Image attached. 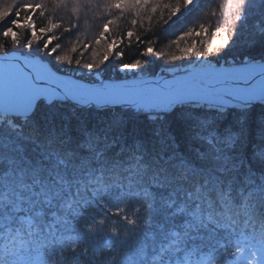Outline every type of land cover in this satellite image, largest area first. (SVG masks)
<instances>
[{
  "label": "snow or ice",
  "instance_id": "1",
  "mask_svg": "<svg viewBox=\"0 0 264 264\" xmlns=\"http://www.w3.org/2000/svg\"><path fill=\"white\" fill-rule=\"evenodd\" d=\"M189 6L199 18L170 40L174 51L157 50L152 37ZM250 7L264 11V0H0V36L27 50L0 53V117L27 120L41 98L49 108L95 99L144 114L171 149L159 159L142 139L85 131L74 146L49 136L35 159L0 152V264H264V112L251 152L260 167L235 154L264 104V27L237 40ZM65 34L75 39L62 48ZM125 41L140 57L189 62L145 76L141 59L121 62ZM227 49L239 50L222 60ZM113 57L118 72L140 74L107 78ZM8 78L26 103L5 102ZM176 112L194 127V157L163 126Z\"/></svg>",
  "mask_w": 264,
  "mask_h": 264
},
{
  "label": "trees",
  "instance_id": "2",
  "mask_svg": "<svg viewBox=\"0 0 264 264\" xmlns=\"http://www.w3.org/2000/svg\"><path fill=\"white\" fill-rule=\"evenodd\" d=\"M216 2L218 3V0H216ZM200 6L202 7L203 4L201 3ZM210 6L215 7V4L213 3ZM252 9H254V13H252ZM247 12L250 16L257 17L252 19L254 23L264 20V11L260 9L249 8ZM248 13H246V15ZM59 15H63V13H59ZM198 18L199 7L189 6L188 9L182 10L177 17H174L173 20L169 22V24L165 25L160 30L158 33L159 37H152L153 39L157 40V43L154 45V47L157 50L163 49L166 45L170 47V40L174 38V36H176L179 32L183 31L186 27L192 25ZM248 20L249 18L247 15L246 22L244 23L245 25H249L247 24ZM208 22L216 23L217 18H213ZM252 23L253 22L250 24ZM175 26H179L178 28L181 30L172 31L171 28ZM252 27L253 26L250 25L251 31ZM242 32L243 30L240 29V33L237 38L240 39L242 37H249L245 36ZM25 36L26 34L21 30V45H23L25 42ZM72 37L73 36H67V34H65L64 39L60 41L62 48H67L70 45V41L65 40H71ZM35 47L36 46L34 45V48ZM11 50H19L24 53L27 52V50L23 49V47H14L10 40L6 41L2 36H0V53H7ZM123 50L125 55L121 62L130 63L134 58L141 59L143 64L142 72L145 76H152L162 73L167 71L168 68L184 67L189 62L185 60L182 61L181 65H167L160 63L156 57H154L152 62L149 59L150 56L140 57L138 55L137 49L135 47L129 48L126 41L123 45ZM238 50H225L224 56L221 59H232L233 54ZM259 52L260 49L257 47V49L252 51V55L259 58ZM112 59H115L113 61V65H110L108 68H106V71L103 73V75L108 76L109 74H112L114 79L124 78L125 73L118 72L114 66L116 58L113 57ZM209 59L215 60V57H209ZM68 69L64 68V72L73 73V70L67 71ZM111 69L112 73L110 72ZM132 74L135 76L139 75L140 73ZM187 110L189 109H181V111ZM262 112H264V104L254 103L253 113L249 118L246 131L242 137L241 143L237 145L235 150V154L238 157L245 158L247 164H252L254 168L257 169L260 167V165L258 162L252 160L251 152L252 146L257 143V139L260 136L261 129L258 123V117ZM6 121H10L14 127L12 125H7ZM117 121H119V123H117ZM159 126V124H153L145 117L144 114H137L132 109H108L106 111H100L93 108L79 109L70 103H55L51 108H49L48 104H45L44 102H38L36 103L34 114L31 115L27 120H25V118L4 117L2 125H0V152H2L5 156H18L20 155L18 149L22 148L23 154L26 157L35 159L40 155L44 142L49 136L55 135L60 140L70 137L72 145L74 146L78 140L83 138V133L85 131H92L99 134L102 139L107 137L109 142L116 140L117 142L123 141L127 144L131 143L134 139H142L147 146L149 153L159 159H162L163 156L166 155L171 149L166 145L161 144L159 139L154 135L155 128ZM163 126L175 136L179 151L189 156H195L196 151L200 149V145L194 139V127L188 120L181 117L180 112L168 115L163 120ZM256 126H259V128ZM117 147H119V143H117Z\"/></svg>",
  "mask_w": 264,
  "mask_h": 264
},
{
  "label": "rangeland",
  "instance_id": "3",
  "mask_svg": "<svg viewBox=\"0 0 264 264\" xmlns=\"http://www.w3.org/2000/svg\"><path fill=\"white\" fill-rule=\"evenodd\" d=\"M218 2H219V0H218ZM250 8H252V7H250ZM253 10V12L252 13H254L255 11H254V9H252ZM246 13H248V12H246ZM248 15V18H249V20L247 21V24H249V25H245V24H243L242 26H241V29L243 30V32L242 33H244V35L245 36H249V34L252 32L251 31V28H250V25H252V26H254V24H256L257 22H255L254 23V21L252 20L253 18H257L256 16H250L249 15V13L247 14ZM247 15H246V17H247ZM215 19V18H214ZM82 22V24H83V21H81ZM251 22H253L252 24H250ZM260 22V21H259ZM261 24H260V26L261 27H264V20H261V22H260ZM179 26H175V27H173V28H171L172 29V31H174V30H177V31H179V30H181L180 28H178ZM252 30H253V27H252ZM81 31L82 32H84V29L83 28H81ZM95 31V29H92L90 32H85V37H87V36H89V35H91L92 34V32H94ZM243 38V39H242ZM242 38H237V40L238 41H243V40H246V39H248V38H246V37H242ZM72 39H75V37L73 36L72 38H71V40ZM71 40H65V41H71ZM63 48H66V47H63ZM161 50V49H160ZM163 50L164 51H174L175 49H174V46H171V47H169L168 45H166V46H164V48H163ZM234 50V49H233ZM236 50H238V49H236ZM12 52H15L16 54H26V53H24V52H21V51H19V50H11V51H9V52H7V53H12ZM1 53H4V52H1ZM7 53H5V54H7ZM34 55V54H33ZM75 55V54H74ZM151 61L154 59V57L153 56H151L150 55V58H149ZM113 61L115 60V59H112ZM157 60H159V62L160 63H162V64H167V65H175V64H179V65H181L182 64V61H178V62H170V61H167V60H165V59H157ZM153 62V61H152ZM174 68H176V67H174ZM68 69V68H67ZM71 71V70H73L72 68H69L67 71ZM110 72L112 73V69L110 70ZM168 70L167 71H164V72H162V73H158V74H156V75H152V76H150L149 75V77H155V76H168ZM66 74H68L69 76H71V75H73V73H70V72H66ZM178 74H180V73H178ZM108 75V74H107ZM134 75L132 74V73H125V76H124V78H128V79H130V78H132ZM147 76V75H146ZM81 77L83 78V79H85V80H88L90 77L88 76V74L87 73H84V72H82L81 73ZM107 78H111V79H114V76H112V74L110 75H108V76H106ZM170 78V77H169ZM5 102L7 103V104H15V105H22V102L20 101V95H18L17 93H14V92H7V91H5ZM38 102H44L45 104H48V101L46 100V99H38V100H36L35 101V105H36V103H38ZM56 103H67V102H63V101H60V100H57L56 101ZM255 103H259V102H255ZM75 106V105H74ZM76 108H79V109H87V108H92V107H83V108H81V107H77V106H75ZM93 109H95V108H93ZM119 109H131V108H129L128 106H124V107H120ZM20 110H22V109H20ZM96 110H98V109H96ZM108 110V109H107ZM110 110V109H109ZM112 110V109H111ZM3 117H16V116H8V115H6V116H3ZM19 118H24L23 116H19ZM11 126V125H10ZM12 126H14V125H12ZM257 128H259V126H256ZM58 130V129H57Z\"/></svg>",
  "mask_w": 264,
  "mask_h": 264
},
{
  "label": "bare ground",
  "instance_id": "4",
  "mask_svg": "<svg viewBox=\"0 0 264 264\" xmlns=\"http://www.w3.org/2000/svg\"><path fill=\"white\" fill-rule=\"evenodd\" d=\"M17 55L18 56H22L24 54H17ZM17 62L19 63L20 61H17ZM49 87H52V85H49ZM5 91H7V92H9V91L10 92H14V93H17L18 95H20V101L22 102V104H24V103L27 102L23 91L20 89V87L18 86V84L13 79H11V78H8V80H7V83H6V86H5ZM41 99H45V98H41ZM93 100H95V99H93ZM78 101H80V100H78ZM105 104H112V103H105ZM124 106H127V105H123L122 106V105L117 104V106L110 107L109 109L117 110V109H119V107H124ZM106 110L107 109H102L100 111H106ZM6 118H8V117H6ZM15 118H19V117H15ZM3 120H4V117H0V125H2ZM6 120H8V119H6ZM9 120H10V118H9ZM6 124L7 125H13L10 121H6Z\"/></svg>",
  "mask_w": 264,
  "mask_h": 264
},
{
  "label": "water",
  "instance_id": "5",
  "mask_svg": "<svg viewBox=\"0 0 264 264\" xmlns=\"http://www.w3.org/2000/svg\"><path fill=\"white\" fill-rule=\"evenodd\" d=\"M60 101H63V102H67V103H70L72 105H75L77 107H92V108H95V109H98V110H102V109H109L110 107H113V106H117V104H105L103 103L102 105H98L97 102L93 99H90V100H87L86 102L85 101H81L80 99H77V98H73L71 96H66L62 99H59ZM80 100V101H78ZM120 108V107H119Z\"/></svg>",
  "mask_w": 264,
  "mask_h": 264
}]
</instances>
